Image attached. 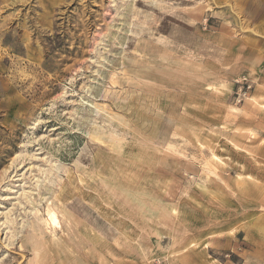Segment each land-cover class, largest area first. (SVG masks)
I'll return each mask as SVG.
<instances>
[{
	"label": "rangeland",
	"instance_id": "rangeland-1",
	"mask_svg": "<svg viewBox=\"0 0 264 264\" xmlns=\"http://www.w3.org/2000/svg\"><path fill=\"white\" fill-rule=\"evenodd\" d=\"M0 264H264V0H0Z\"/></svg>",
	"mask_w": 264,
	"mask_h": 264
},
{
	"label": "bare ground",
	"instance_id": "bare-ground-1",
	"mask_svg": "<svg viewBox=\"0 0 264 264\" xmlns=\"http://www.w3.org/2000/svg\"><path fill=\"white\" fill-rule=\"evenodd\" d=\"M44 221H45L46 226L53 227L56 224V222H57V216L55 215V212L53 210H51V209L48 210L47 213H46V217H45ZM125 229L127 231H129V226H126ZM122 233L124 234V232H122ZM127 236H131V235H129L127 233ZM37 252H38V247L35 248L34 254H36Z\"/></svg>",
	"mask_w": 264,
	"mask_h": 264
}]
</instances>
